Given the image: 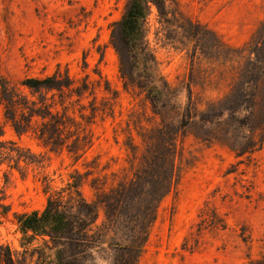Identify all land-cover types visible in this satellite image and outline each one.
I'll list each match as a JSON object with an SVG mask.
<instances>
[{"label":"rangeland","instance_id":"374dc122","mask_svg":"<svg viewBox=\"0 0 264 264\" xmlns=\"http://www.w3.org/2000/svg\"><path fill=\"white\" fill-rule=\"evenodd\" d=\"M147 1L136 52L125 48L118 26L130 0H0V76L11 88L58 67L76 86L90 84L80 101L64 98L77 128L92 138L79 160L63 151L49 154L45 168L0 166V197L8 206L0 216V244L13 251L14 264L37 258L23 253L14 214L42 211L49 196L76 205V217L86 214L83 203L98 212L96 243L80 248L82 258L69 257L65 248L67 261H127L125 235L135 226L129 211L154 200L157 166L170 141L177 145V183L158 204L137 264L264 260V145L239 158L227 147L245 150L257 138L248 131L251 115L240 108L262 104L252 103V94L264 97V0ZM226 96L223 105L235 113L221 108ZM79 111L92 117L89 125ZM0 138L45 151L32 137L15 135L1 104ZM71 177L80 183L82 201L74 193L70 199ZM114 210L120 217L111 226L105 213Z\"/></svg>","mask_w":264,"mask_h":264},{"label":"trees","instance_id":"16d2710c","mask_svg":"<svg viewBox=\"0 0 264 264\" xmlns=\"http://www.w3.org/2000/svg\"><path fill=\"white\" fill-rule=\"evenodd\" d=\"M148 3L147 0H130L118 23L123 44L128 51L138 52L142 45L149 11ZM114 48L119 53L115 44ZM19 85L20 89L11 88L8 82L0 76V104L4 108V118L18 138L30 136L45 151L36 154L29 148L21 146L17 141L0 138V166L18 172H24L30 167L45 168L49 154H59L63 151H66L75 160H79L92 146V138L85 129L77 128L79 123L76 121L74 112L71 115L68 114L64 98L65 96L76 97L77 101H80L89 91L90 84L83 81L80 86H76L75 80L68 71L62 73L58 67L51 75L27 77ZM227 100L229 99L226 96L218 103L220 105L222 103L223 111L235 113L236 108L223 105ZM250 101L262 103L248 108H240L244 113L251 115V119L247 122L248 131L252 135L257 132V138L251 137L247 141L249 146L245 150L239 151L227 146L237 158L258 152L264 145V97L252 94ZM209 105L208 108L213 106L212 103ZM90 111L92 115L93 108ZM79 118L89 125L92 117L90 118L79 111ZM209 121L207 120V123H210ZM217 122L219 123V121ZM193 136L203 143L214 142L223 145V142L217 138ZM165 149L168 152L167 156L165 155L161 164L157 166V188L154 191V200L146 203L143 210L132 208L128 214L135 224L130 235H125L128 239L127 245L123 249L128 260L125 262L114 260L113 264H137L144 250L150 228L156 220L158 204L174 189L177 183L175 175L177 145L175 141L168 142ZM71 179L73 180L67 184L70 199L74 198L72 195L74 193L82 201L79 191L80 183L76 182L73 177ZM2 200L0 197L1 217L8 212V206L2 204ZM75 206L63 205L61 200L49 196L42 211L14 214L17 230L22 236L20 246L25 255L28 254L32 259L34 256L37 257L35 264H74L65 259V248L71 249L69 257L82 258L84 251H80V248H86L88 245L96 243L91 233H93L92 225L97 220L98 212L83 203L86 214L76 217L73 213ZM105 217L112 226L117 223L120 214L115 210L107 211ZM112 233L113 237H116L113 230ZM39 239L42 246L38 244L34 246V242L38 243ZM110 245L114 249H121L117 243ZM48 252L50 254H46ZM0 264H14L13 251L9 246L0 244ZM249 264H264V260H250Z\"/></svg>","mask_w":264,"mask_h":264}]
</instances>
